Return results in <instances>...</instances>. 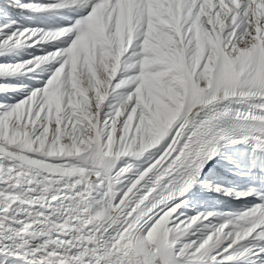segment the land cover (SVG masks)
<instances>
[{"label": "snow or ice", "instance_id": "obj_1", "mask_svg": "<svg viewBox=\"0 0 264 264\" xmlns=\"http://www.w3.org/2000/svg\"><path fill=\"white\" fill-rule=\"evenodd\" d=\"M15 6L67 23L0 24V264H264V0Z\"/></svg>", "mask_w": 264, "mask_h": 264}, {"label": "rangeland", "instance_id": "obj_2", "mask_svg": "<svg viewBox=\"0 0 264 264\" xmlns=\"http://www.w3.org/2000/svg\"><path fill=\"white\" fill-rule=\"evenodd\" d=\"M15 1V0H13ZM25 12H19L18 15L15 16L13 19L11 17V14L8 13L7 10L3 8V6L0 5V24L10 23L11 21H16L17 24L14 25L15 27L25 26L22 22H27V26L38 24H44L46 21V17L44 14H37V13H30L27 11ZM29 14V15H26ZM27 17H34L35 22L32 20L27 19ZM48 26V25H46ZM55 27V26H52ZM37 54H42L39 50H37ZM40 76L41 78L35 79L32 77H21L16 81H12L14 83L25 85L26 87L22 92L18 93H9L2 97L4 101L7 103H15L19 99H22L24 94L29 91L30 89L39 86L42 83L43 76L42 74H36ZM244 148V146H237L235 148H229L225 149V151L233 156H239L240 151ZM220 163L217 164V162L213 165L215 172L217 175L213 178L215 182H224L228 184L231 187H236L241 190H246L248 187L252 186V178L245 177H239L234 175L238 169L235 168L234 165H230L226 159H221ZM188 200V207L185 209V212L189 215L195 214L196 211H214V210H224L228 211L231 209H238L243 206V204H240L239 200H235L234 197H228L223 195L222 193H217L214 190H211L206 187H202L201 185H197L191 193L188 194L187 197Z\"/></svg>", "mask_w": 264, "mask_h": 264}, {"label": "bare ground", "instance_id": "obj_3", "mask_svg": "<svg viewBox=\"0 0 264 264\" xmlns=\"http://www.w3.org/2000/svg\"><path fill=\"white\" fill-rule=\"evenodd\" d=\"M7 1H8V0H2V1H1V3L3 2L2 5H3L7 10H8V9H9V10H12L13 13L16 14V12H15V10H14V9H15V8H14V5H12V6L9 5L10 7H8V5L5 6V3H6ZM40 1L47 2V0H40ZM22 2H23V0H22ZM7 3H8V2H7ZM24 14H25V13H24ZM17 15H18V14H17ZM54 18L57 19L58 17H54ZM63 23H67V22H66V21H62V20H61V21L57 20V24H58V25L63 24ZM218 158H219V157H218ZM218 158H217V160H218ZM216 162H217L216 160L212 161V162H211V165L213 166ZM215 171H216V170H215ZM252 199H254V198H251V197H250V198H248L247 200H239V202H240V204H243V205H244V204L248 203L249 201H251ZM235 200H237V199H235Z\"/></svg>", "mask_w": 264, "mask_h": 264}]
</instances>
